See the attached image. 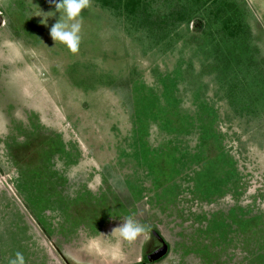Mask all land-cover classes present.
Wrapping results in <instances>:
<instances>
[{
  "label": "rangeland",
  "instance_id": "374dc122",
  "mask_svg": "<svg viewBox=\"0 0 264 264\" xmlns=\"http://www.w3.org/2000/svg\"><path fill=\"white\" fill-rule=\"evenodd\" d=\"M175 1L154 0L153 6L164 12L165 5ZM56 2L0 0V264H11L17 253L24 264H138L158 246L151 234L155 229L169 251L144 264H251L254 241L231 235L232 240L218 243L217 237L199 231L206 221L197 216L209 218L213 212L244 207L264 218V107L256 104L257 113L249 114L227 97L229 85H236L235 91L246 86L250 93L264 87V0L221 1L232 2L242 14L232 20L241 26L233 36L220 29L230 11L214 19L209 4L165 38L147 36L119 10L89 0L78 18L75 53L50 35L51 27L63 19ZM74 68L100 79L76 85L73 74L79 71ZM176 72L182 79L176 80ZM255 73L258 76L250 78ZM203 99L217 109L224 148L240 176L235 189L201 198L189 191L192 182L179 176L175 184L180 189L172 203L155 200L154 192L144 189L141 197L129 198L134 202L128 216L110 218L97 232L75 224L72 232L60 233L59 224H69L63 213L74 216L86 206L68 201L76 192L107 191L127 200L131 193L125 178H140L149 187L145 170L136 165L133 129L149 122L146 140L155 149L172 148L175 142L155 119L144 118L142 104L193 114ZM38 132L60 134L70 155L55 152L51 159L57 192L68 203L65 210L50 205L41 212L52 228L50 236L43 233L17 186L22 181L34 196L45 194L46 188H36L44 174L39 171L41 176L34 179L37 175L26 172L20 151L26 140H38ZM194 139L191 135L180 146L189 148ZM127 219L144 228L133 241L120 235Z\"/></svg>",
  "mask_w": 264,
  "mask_h": 264
},
{
  "label": "trees",
  "instance_id": "16d2710c",
  "mask_svg": "<svg viewBox=\"0 0 264 264\" xmlns=\"http://www.w3.org/2000/svg\"><path fill=\"white\" fill-rule=\"evenodd\" d=\"M153 1L99 0L102 7L119 10L137 29L141 28L147 36L153 35L155 38H165L170 31L179 25H187L190 21H193L198 9L209 4H211L209 12L213 14L214 19L217 15H223V11L229 10L231 13L226 15L225 18L223 17L220 23L221 30L233 36L241 27L240 22L233 23L236 17H239L237 16L238 13L242 14L237 8H234L232 2L222 3V0H176L172 5H165L167 8L163 10L164 12H160L159 9L154 8ZM206 26L209 27L207 24ZM234 51L233 49L231 53H234ZM234 55L236 56V54ZM74 69L79 71L76 74L71 71L73 77L77 79L76 85H81L80 81L82 83L86 81L96 82L97 79H100L95 78L96 74L94 72L86 73V71ZM176 73L175 75L178 77H175L176 80L182 79V74L178 75L179 72ZM180 73H182V70H180ZM257 76L258 74L255 73L250 78H256ZM228 87L227 97L231 105H240L241 108L244 107L249 114L253 115L257 113L256 104L264 107V87L258 90L257 93L255 91L250 93L247 88L245 90L246 86L240 88L239 91H235L237 89L236 85H229ZM141 109H143L142 114L145 113L143 115L145 119L147 117L155 119L159 129L162 128L168 131L167 134L171 136L169 141L175 142L172 148L155 149L150 147L146 140L149 122L145 120L147 123L142 122L133 129L132 139L135 146L138 145V151L135 152L138 153V155H135L136 165L145 170L144 178L149 179V187H144L140 178H134V181L125 178L124 183L127 184L131 193L128 195V201L121 200L107 191L100 192L99 195H92L88 191L76 192V195L68 201L79 205L78 208L81 205L79 203L86 206L77 209V214L74 216H72V213H63L67 217L65 219L66 223L69 222V224L65 228L60 227L61 224H59L60 233L72 232V226L75 224H82L84 228L91 232H97L102 224L110 218L121 214L128 216L130 211L128 207L133 204V200L142 196L144 189L153 191L155 200L161 201V199H164L163 201L172 203L180 189L179 184H175V179L179 176L185 181L192 182L193 189H189V191H195L201 198L220 196L223 192L236 188L234 182L240 176L236 172L234 161L224 148V134L218 128L219 115L214 104L203 99L197 109L198 112L196 111L193 114L183 109L169 108L171 110L167 111L162 105L151 103L142 104ZM153 109L156 110L153 111ZM37 134H39L38 140L35 139V143L30 142L29 139L26 140L25 146L22 149L20 148V151L24 158L22 164L25 167L23 169L33 176L37 175L28 177L34 179L40 177L41 175H38L39 171L44 174L43 177L37 179L36 188L39 192L46 188L44 190L45 194L36 193V196H34L29 193V189L21 180V183L17 186L43 233L50 236L52 228L49 226V222L42 217L41 212L50 205L55 207L53 209L61 210L64 207L65 210L67 208L65 204L68 203L58 194L60 192H57V176L50 166L52 165L51 159L55 152L67 157L70 155H68L69 152L65 151V144L62 142L60 134L53 132H45L44 134L38 132ZM191 135H195L193 146L189 148L185 145L180 146V144L189 141ZM190 172L192 174H189ZM231 185L233 186L231 187ZM21 187L25 188V192H22ZM188 188L190 186H186L184 189ZM136 194L139 196L135 197ZM197 218L206 221L204 229L199 231L208 235V237L213 236L214 239L217 237L216 241L218 243L228 242V239L232 240L233 236H242V240L246 243L254 241L255 247L250 252V262L251 264H264V218L260 213L249 214L244 207H233L227 212H213L209 218L205 214H199ZM143 263H146V261L138 264Z\"/></svg>",
  "mask_w": 264,
  "mask_h": 264
},
{
  "label": "clouds",
  "instance_id": "9594fccd",
  "mask_svg": "<svg viewBox=\"0 0 264 264\" xmlns=\"http://www.w3.org/2000/svg\"><path fill=\"white\" fill-rule=\"evenodd\" d=\"M89 0H57L55 8L62 10L63 19L57 21L50 29V35L54 41L64 44L72 53L77 52L80 42V24L78 22L79 15L83 8L88 7ZM77 21L68 23V21ZM144 231L143 226L137 222L127 219L120 226V235L127 241H133ZM11 264H24L21 254H16V259Z\"/></svg>",
  "mask_w": 264,
  "mask_h": 264
},
{
  "label": "water",
  "instance_id": "95a60500",
  "mask_svg": "<svg viewBox=\"0 0 264 264\" xmlns=\"http://www.w3.org/2000/svg\"><path fill=\"white\" fill-rule=\"evenodd\" d=\"M151 234L159 240L160 245L155 248L154 250H152L150 253H148L146 255V260L149 263L158 261L160 259H162L165 255H167L168 251H169V246L168 244L165 242V240L161 237V235L159 234V232H157L156 230H152Z\"/></svg>",
  "mask_w": 264,
  "mask_h": 264
},
{
  "label": "flooded vegetation",
  "instance_id": "af4514ba",
  "mask_svg": "<svg viewBox=\"0 0 264 264\" xmlns=\"http://www.w3.org/2000/svg\"><path fill=\"white\" fill-rule=\"evenodd\" d=\"M155 239H156V238H155ZM156 241L158 242V246H159V245H160V242H159V240H158V239H156ZM158 246L154 247L152 250H154V249H155V248H157ZM152 250H151V251H152ZM151 251H150V252H151ZM150 252H149V253H150ZM147 254H148V253H147ZM147 254H143V255H142L141 262H144V261H146V262H147V260H145V259H146V255H147ZM143 264H144V263H143Z\"/></svg>",
  "mask_w": 264,
  "mask_h": 264
}]
</instances>
